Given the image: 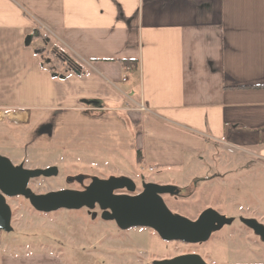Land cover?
Here are the masks:
<instances>
[{
  "label": "crops",
  "instance_id": "1",
  "mask_svg": "<svg viewBox=\"0 0 264 264\" xmlns=\"http://www.w3.org/2000/svg\"><path fill=\"white\" fill-rule=\"evenodd\" d=\"M50 145L166 172L216 148L264 157V0H0V150L24 165ZM0 264L69 263L0 237Z\"/></svg>",
  "mask_w": 264,
  "mask_h": 264
},
{
  "label": "rangeland",
  "instance_id": "2",
  "mask_svg": "<svg viewBox=\"0 0 264 264\" xmlns=\"http://www.w3.org/2000/svg\"><path fill=\"white\" fill-rule=\"evenodd\" d=\"M41 42L38 44L43 48L40 55L54 57L46 54L51 45ZM90 153L56 149L50 145L19 149L16 158H22L24 166L31 168L55 164L57 176L29 180L28 186L35 193L61 187L79 189L77 183L64 181L65 176L78 173L103 178L126 175L138 184L139 174H142L147 181L174 183L186 188L189 195L184 198L163 195L166 206L173 213L194 219L199 212L212 208L226 217L238 218L246 211L245 215H255L264 225V157L216 148L212 155L194 164L195 172L188 167L166 172L159 168L149 171L148 166L122 152ZM10 154L0 150V155L14 160L13 153ZM6 201L12 212V229L0 231V237L7 245L19 247L20 253L25 255L55 253L69 264H152L154 260L194 251L210 264H264V242L253 237L237 219L230 226L224 225L213 232L207 241L191 244L165 241L146 227L121 230L113 221L103 220L96 209L95 217L84 207L44 213L36 211L21 196L6 198Z\"/></svg>",
  "mask_w": 264,
  "mask_h": 264
},
{
  "label": "water",
  "instance_id": "3",
  "mask_svg": "<svg viewBox=\"0 0 264 264\" xmlns=\"http://www.w3.org/2000/svg\"><path fill=\"white\" fill-rule=\"evenodd\" d=\"M58 174L55 166L27 168L23 163L13 164L0 155V231H10L11 208L6 198L24 197L39 212H51L61 208H86L96 216L95 206L103 220L114 221L121 230L131 227H146L155 231L165 241L201 243L224 225L232 222L212 208L201 211L196 219H189L173 213L166 206L162 195L180 196L183 188L174 184L143 182L142 190L135 192L134 181L125 175L100 178L92 176L83 190L58 189L45 193H35L29 186L32 178L53 177ZM82 181V176L68 177ZM125 189L127 192L115 191ZM241 221L264 242V225L254 218H241ZM152 264H208L196 253H186L164 260H154Z\"/></svg>",
  "mask_w": 264,
  "mask_h": 264
},
{
  "label": "flooded vegetation",
  "instance_id": "4",
  "mask_svg": "<svg viewBox=\"0 0 264 264\" xmlns=\"http://www.w3.org/2000/svg\"><path fill=\"white\" fill-rule=\"evenodd\" d=\"M82 176V181H77V180H75V179H73L72 181H70V182H68L67 181V178L68 177H75V176ZM57 176V175H56ZM92 176H94V175H88V174H84V173H78V174H76V175H73V176H65V178H64V181L66 182V183H68V184H72V183H77L78 185H79V189H75V188H69V187H61V188H58V189H74V190H83L84 188H85V186L86 185H88L89 183H90V181H91V177ZM145 175H142V174H139V184L138 183H136L133 179V181H134V183H135V186H136V189L139 187V189L136 191V189H135V192H133V193H139L141 190H142V183L143 182H149V181H147L146 179H145V177H144ZM55 177V176H54ZM99 177V176H98ZM100 178H103V177H100ZM89 179V180H88ZM87 180H88V182H87ZM151 182V181H150ZM181 188H183V192H182V194L180 195V196H170V195H167V194H165V195H167V196H169V197H172V198H184V197H186V196H188L189 194H187L186 193V188L185 187H181ZM58 189H56V190H58ZM115 192H117V193H124V192H127L125 189H122V190H117V191H115ZM162 198H163V195H162ZM86 209V208H85ZM95 209L96 210H98L99 211V213H100V210L98 209V206L96 205L95 206ZM94 209V210H95ZM87 212L89 213V214H91L92 212H89L88 210H87ZM201 212H199L198 213V215L200 214ZM197 215V216H198ZM197 216L194 218V219H196L197 218ZM230 218H232V222L231 223H233L235 220L234 219H237V221L240 223V224H242L246 229H248L250 232H251V235H253V237H255L257 240H260L259 239V237L258 236H256L254 233H253V231L250 229V228H248L246 225H244V223L241 221V218H254V219H256L255 217H251V216H244L243 214L242 215H238V218H235V217H230ZM114 222V221H113ZM231 224H229V226H230ZM212 235V234H211ZM211 235H210V237H211ZM201 243H203V242H201ZM200 243V244H201ZM194 244H199V243H194ZM190 253H196V254H198V255H200L199 253H197V252H190ZM201 257H202V255H200ZM202 259L206 262V263H208V264H210V262L208 261H206L203 257H202Z\"/></svg>",
  "mask_w": 264,
  "mask_h": 264
},
{
  "label": "trees",
  "instance_id": "5",
  "mask_svg": "<svg viewBox=\"0 0 264 264\" xmlns=\"http://www.w3.org/2000/svg\"><path fill=\"white\" fill-rule=\"evenodd\" d=\"M34 38L41 39L43 41V43H47V42L49 43L48 37L45 35H41L40 33H37L34 36ZM47 53L50 54L51 56H54L56 59L62 61L63 63H65L69 70H72L74 72H80V68L77 66L75 61L64 50H61L58 46L51 45L50 49ZM123 63H124V66L125 65H133V63H131V61H123ZM125 63H127V64H125Z\"/></svg>",
  "mask_w": 264,
  "mask_h": 264
},
{
  "label": "built area",
  "instance_id": "6",
  "mask_svg": "<svg viewBox=\"0 0 264 264\" xmlns=\"http://www.w3.org/2000/svg\"><path fill=\"white\" fill-rule=\"evenodd\" d=\"M131 67L130 66H126L125 67V69H124V71L127 73V72H130L131 71ZM126 80V77L125 76H123L122 77V81H125ZM140 110H144V108L143 107H140ZM151 170V169H150Z\"/></svg>",
  "mask_w": 264,
  "mask_h": 264
}]
</instances>
